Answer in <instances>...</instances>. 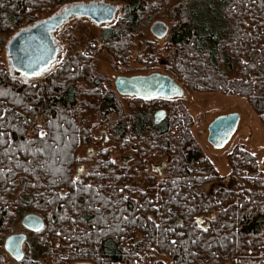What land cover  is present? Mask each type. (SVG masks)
<instances>
[{
    "label": "trees",
    "instance_id": "1",
    "mask_svg": "<svg viewBox=\"0 0 264 264\" xmlns=\"http://www.w3.org/2000/svg\"><path fill=\"white\" fill-rule=\"evenodd\" d=\"M6 1L20 13L7 17L14 24L60 2ZM124 2L127 34L101 33L121 56L128 34L163 0ZM167 49L179 83L244 99L264 124V0L183 2ZM6 72L0 65V247L24 215L46 223L30 232L17 264H264V171L256 155L233 148L226 186L184 106L163 101L169 110L159 124L150 109L124 114L95 58L84 53L43 86L23 87ZM16 113L31 123L16 124ZM95 117L101 125H91ZM100 131L123 151L134 142L139 163H116L103 150L92 171L78 174V152L99 142ZM155 159L165 161L160 171L150 165Z\"/></svg>",
    "mask_w": 264,
    "mask_h": 264
},
{
    "label": "rangeland",
    "instance_id": "2",
    "mask_svg": "<svg viewBox=\"0 0 264 264\" xmlns=\"http://www.w3.org/2000/svg\"><path fill=\"white\" fill-rule=\"evenodd\" d=\"M186 1L163 0V3L157 6L154 12L143 18L134 32L128 34L130 38L127 39V42H129L130 47H126L127 52H122L123 55L121 56L120 51L122 49L115 46L112 48L106 46L102 41L101 33L107 28L114 29L119 34H125L127 32L124 21L126 7L124 0H60L58 5L46 10L44 14L26 15L19 24H14L12 21L7 20L8 16L12 17L20 15V13L14 4H9L5 0L3 4H0L2 15L0 20V65L6 68V73L9 78L19 81L23 87L29 84L43 86L44 82L54 75L63 65L68 63L69 60L78 54L84 53L90 58H95L98 71L106 81V86L117 95L115 81L120 77L146 76L155 73L172 77L184 89V96L168 101L169 104H181L192 115V135L204 148L206 155L214 162L227 186V180L230 176V166L227 156L237 145L256 155L260 168L264 171V124L246 100L227 97L221 94H201L194 92L179 83L173 75L171 67L173 58L172 53L167 49V43L175 25L176 8ZM92 3H105L114 6L117 10L115 19L109 24L98 25L88 19L72 17L54 35V41L59 46V54L49 69L35 77H27L17 73L12 68L8 54V46L17 35L28 31L39 23L47 22L65 14L70 8ZM157 23H163L168 28V34L162 39H158L152 34V27ZM119 99L124 114L132 113L139 108L150 109L153 111V117L154 114L163 110L168 115L169 106L160 99L147 101L122 96H119ZM87 102L96 103V100L90 97L87 99ZM228 114H239L240 124L227 146L223 149L216 150L208 142V128L215 119ZM16 117V124L31 123V120L21 113H16ZM118 120V116L116 118L113 117L111 122L115 125ZM90 122L92 126L102 124L96 117L95 119L92 118ZM101 134H106L107 140H104V136H101ZM96 139H99V142L86 146L78 152V157L82 161L77 168L78 170L84 167L86 173L92 171L101 159L100 153L103 150H110L109 158L116 163L119 161L123 162V159H129V157H133V160L129 162L130 164L128 166L134 167L139 163L136 158L137 156L132 151L134 142H131L127 150L123 151L121 149L123 146L121 145V147L119 143L114 141L113 137L106 133V131H100ZM89 149H93L94 151L92 157H88ZM160 154V151H158L153 157ZM164 162L163 160L155 159L151 163L159 167ZM123 163L126 164V162ZM207 189H210V187ZM24 217L25 215L18 222L16 221L10 226L9 233L5 236L3 245L0 247V258L7 256L9 259L7 264H17L19 261L6 253L4 248L6 239L12 235L26 234L28 240L30 235V231L26 230L22 225ZM25 245L26 243L24 244V248Z\"/></svg>",
    "mask_w": 264,
    "mask_h": 264
},
{
    "label": "water",
    "instance_id": "3",
    "mask_svg": "<svg viewBox=\"0 0 264 264\" xmlns=\"http://www.w3.org/2000/svg\"><path fill=\"white\" fill-rule=\"evenodd\" d=\"M116 13L117 10L112 5L92 3L73 7L61 16L35 25L17 35L9 44L8 54L12 68L18 73L32 77L49 67L58 54V47L52 38V33L71 16L85 17L100 25L111 23ZM152 34L162 39L168 34V28L163 23H157L152 27ZM115 86L121 96L144 100L174 99L184 96V89L173 78L159 73L131 78L120 77ZM164 114V111L158 113L157 120ZM239 124V114L218 117L208 128V142L216 150L225 148L235 135ZM22 225L30 232H39L44 228L45 221L39 215L30 214L23 219ZM26 240V234L8 237L4 245L5 251L15 260H22Z\"/></svg>",
    "mask_w": 264,
    "mask_h": 264
},
{
    "label": "flooded vegetation",
    "instance_id": "4",
    "mask_svg": "<svg viewBox=\"0 0 264 264\" xmlns=\"http://www.w3.org/2000/svg\"><path fill=\"white\" fill-rule=\"evenodd\" d=\"M0 2H1V0H0ZM71 9V8H70ZM69 10V9H68ZM67 10V11H68ZM66 11V12H67ZM65 12V13H66ZM0 17H1V5H0ZM72 17H78V16H71L70 18H72ZM116 17V16H115ZM69 18V19H70ZM79 18H84V19H88V18H85V17H79ZM68 19V20H69ZM67 20V21H68ZM88 20H90V19H88ZM66 21V22H67ZM92 21V20H91ZM66 22H64L63 23V25L66 23ZM93 22V21H92ZM62 25V26H63ZM99 25V24H98ZM100 25H106V24H100ZM61 26V27H62ZM58 29H60V27L58 28ZM58 29L56 30V31H54L53 33H52V38H53V40H54V35H55V33L58 31ZM55 42V41H54ZM56 44V43H55ZM57 45V44H56ZM57 47H58V54H59V46L57 45ZM58 54H57V56H58ZM57 56H56V58H57ZM56 58H55V60L49 65V67H47V68H45V69H43V70H41L39 73H37L35 76H37V75H39V74H41L42 72H44L45 70H47V69H49L50 67H51V65L56 61ZM18 73V72H17ZM19 74H21V75H24V74H22V73H19ZM150 75H152V74H150ZM24 76H26V75H24ZM35 76H32V77H35ZM143 76H145V75H143ZM146 76H148V75H146ZM27 77H30V76H27ZM127 78H131V77H127ZM172 78V77H171ZM119 79V78H118ZM117 79V80H118ZM116 80V81H117ZM116 81H115V84H116ZM115 88H116V86H115ZM117 91V90H116ZM118 93V92H117ZM119 96H121L120 94H118ZM122 97H129V96H122ZM131 98H136V97H131ZM138 99V98H137ZM142 100H144V99H142ZM152 100H154V99H152ZM160 100H162V101H170V100H173V99H160ZM148 101V100H147ZM164 111V110H163ZM160 112H162V111H159V112H157L156 114H154V117H153V119H154V123H156V124H159V123H161L162 121H164V119L166 118V116H167V113H166V111H164L165 112V114H164V116H159L158 117V119L159 120H157V115H158V113H160ZM103 134H101V136H102ZM106 140H107V138H106ZM94 155V151H93V149H89L88 150V157H92ZM133 160V157H129V159H123L122 161L123 162H126V163H128L129 161H132ZM150 165H151V167L152 168H156L157 170H159L160 171V169H161V166H159V167H156L154 164H152V163H150ZM162 166L163 167H165V164H162ZM80 170H82V171H80ZM80 170H79V172H78V174H82L84 171H85V168L84 167H81L80 168ZM26 243V242H25ZM7 253V252H6Z\"/></svg>",
    "mask_w": 264,
    "mask_h": 264
}]
</instances>
